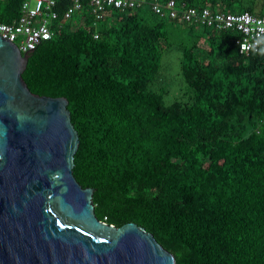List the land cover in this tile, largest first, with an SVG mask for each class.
<instances>
[{"label":"trees","instance_id":"trees-1","mask_svg":"<svg viewBox=\"0 0 264 264\" xmlns=\"http://www.w3.org/2000/svg\"><path fill=\"white\" fill-rule=\"evenodd\" d=\"M22 1L0 0V20ZM175 1L264 16V0ZM239 37L148 5L98 20L84 7L53 23L22 73L31 92L67 98L72 171L93 188L96 217L144 227L175 264H264V37L247 53ZM172 48L187 89L166 103L161 60Z\"/></svg>","mask_w":264,"mask_h":264},{"label":"water","instance_id":"water-1","mask_svg":"<svg viewBox=\"0 0 264 264\" xmlns=\"http://www.w3.org/2000/svg\"><path fill=\"white\" fill-rule=\"evenodd\" d=\"M30 53L0 36V264H175L144 227L96 217L68 100L29 90Z\"/></svg>","mask_w":264,"mask_h":264},{"label":"built area","instance_id":"built-area-1","mask_svg":"<svg viewBox=\"0 0 264 264\" xmlns=\"http://www.w3.org/2000/svg\"><path fill=\"white\" fill-rule=\"evenodd\" d=\"M142 5L150 6L160 17L168 16L215 29L237 30L240 37L236 43L240 53L256 49L264 37V16L247 11H212L208 7L197 8L184 3L178 6L175 0H23L19 15L9 21L0 20V36L15 43L21 53H30L52 36V25L60 17L66 20L86 7L98 20L109 8L128 9Z\"/></svg>","mask_w":264,"mask_h":264},{"label":"rangeland","instance_id":"rangeland-1","mask_svg":"<svg viewBox=\"0 0 264 264\" xmlns=\"http://www.w3.org/2000/svg\"><path fill=\"white\" fill-rule=\"evenodd\" d=\"M167 31L171 40L178 41L182 36L183 28L180 26H167ZM178 52L172 48L163 55L161 60V66L163 69L162 82L164 90L167 92L164 94V100L169 103L176 99H181L182 94L187 89L185 83L182 81L179 72V64L177 63Z\"/></svg>","mask_w":264,"mask_h":264}]
</instances>
